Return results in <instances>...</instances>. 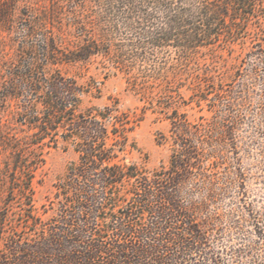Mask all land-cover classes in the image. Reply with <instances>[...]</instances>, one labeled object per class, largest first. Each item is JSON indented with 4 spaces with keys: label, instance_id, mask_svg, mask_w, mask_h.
Segmentation results:
<instances>
[{
    "label": "trees",
    "instance_id": "16d2710c",
    "mask_svg": "<svg viewBox=\"0 0 264 264\" xmlns=\"http://www.w3.org/2000/svg\"><path fill=\"white\" fill-rule=\"evenodd\" d=\"M97 1L78 0L74 10L58 18L59 26L83 41L67 59L103 48L118 63L120 49L110 45H120L112 43L111 31L127 34L130 28L136 39H126L142 50L170 45L185 53L240 33L264 9V0H107L100 16L92 13ZM250 59L251 77L258 64L264 71L263 44ZM65 81L52 86L54 99L44 100L48 113L33 141H55L62 128L65 141H74L79 153L59 184L64 195L59 224L46 225L33 242L16 243L8 255L0 254V264H264V204L256 208L249 198L236 146L231 166L221 165L224 154L214 146L234 133L237 101L250 95L246 84L237 96L223 88L215 94V107L228 114L233 110L231 119L210 126L175 116L170 165L150 173L113 161L117 144L108 145L105 125L113 117L110 109L77 114L78 89ZM215 125L221 131L216 140ZM227 197L233 206L225 210L221 202Z\"/></svg>",
    "mask_w": 264,
    "mask_h": 264
},
{
    "label": "rangeland",
    "instance_id": "374dc122",
    "mask_svg": "<svg viewBox=\"0 0 264 264\" xmlns=\"http://www.w3.org/2000/svg\"><path fill=\"white\" fill-rule=\"evenodd\" d=\"M77 1L0 0V254L8 255L18 242L37 240L46 225L59 224L64 197L59 184L79 161V153L74 141H65L62 128L55 141L34 140L48 113L44 100L55 98L52 86L60 80L77 87V114L110 109L113 117L105 125L108 145L117 144L113 161L150 173L170 165L176 148L175 116L210 126L231 119L233 110L228 114L222 106L215 107V94L223 88L237 96L246 84L250 95L237 101L234 133L214 146L224 154L221 165L231 166L237 151L249 198L256 208L263 205L264 71L258 64L251 77L250 56L258 44L264 45V9L240 33L222 35L185 53L170 45L142 50L126 39H136L134 28L125 34L119 24L123 33L112 30L111 40L120 46L110 45L120 49L117 63L103 48L85 58H66L83 41L57 20L74 10ZM106 1L93 3L92 13L105 15ZM214 128L216 140L221 131ZM231 205L228 197L221 202L225 210Z\"/></svg>",
    "mask_w": 264,
    "mask_h": 264
}]
</instances>
